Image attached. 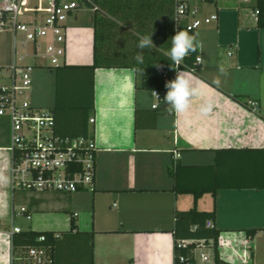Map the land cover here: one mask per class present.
I'll use <instances>...</instances> for the list:
<instances>
[{"label":"crops","instance_id":"obj_1","mask_svg":"<svg viewBox=\"0 0 264 264\" xmlns=\"http://www.w3.org/2000/svg\"><path fill=\"white\" fill-rule=\"evenodd\" d=\"M190 6L200 19L218 20L195 31L202 63L198 75L185 72L204 95L194 97L186 112L167 104L166 93L158 99L138 89L133 69L95 71L89 116L95 124L88 123L98 148L93 192L14 189L11 125L0 117V264H27L21 259L25 250L14 251V228L59 238L73 222L94 240L57 239L56 264H174L175 213L194 207L215 211L222 260L264 264V28L258 27L255 0H192ZM79 12L67 26L64 65L72 67L94 62V12L85 21ZM27 60L55 72L41 60ZM0 61L5 71L14 55ZM175 150L181 154L177 162ZM177 166L187 168L180 171L183 187L221 188L197 202L193 194L176 193ZM250 230L257 231L254 237Z\"/></svg>","mask_w":264,"mask_h":264},{"label":"built area","instance_id":"obj_2","mask_svg":"<svg viewBox=\"0 0 264 264\" xmlns=\"http://www.w3.org/2000/svg\"><path fill=\"white\" fill-rule=\"evenodd\" d=\"M190 1L176 0L175 34L182 29L195 33L202 24L218 20L217 15L198 18L199 12L191 8ZM91 3L92 0H0V33L12 32L15 50L13 64L5 71L0 68L5 79L0 84V117L8 118L11 125L9 151L13 154L14 189L67 195L95 190L98 148L94 138L61 134L51 110L32 106L28 92L36 66L24 63L26 58H31L45 62L50 68L63 66L67 23ZM255 14L258 16L259 11ZM18 45L24 51L20 57ZM201 63L202 59L197 57L193 68L197 69ZM154 93L159 99V92ZM89 123L95 124V119L91 118ZM173 154L177 162L181 154L178 150ZM206 226L215 227L211 220ZM20 232L21 229L14 228L12 234ZM44 241L45 237L39 239ZM174 248V264H214V240L183 239L176 241ZM21 259L27 264L54 262L50 248L44 245L26 249Z\"/></svg>","mask_w":264,"mask_h":264},{"label":"trees","instance_id":"obj_3","mask_svg":"<svg viewBox=\"0 0 264 264\" xmlns=\"http://www.w3.org/2000/svg\"><path fill=\"white\" fill-rule=\"evenodd\" d=\"M216 0H206L214 3ZM94 12L93 65L67 66L55 68L57 78L56 104L52 109L58 130L63 135L88 136L89 116L94 108V75L100 68H130L138 74L137 88L152 92L166 93V83L174 80L179 70L193 72L197 59V49L189 53L183 64L177 69L165 55L171 47V38L175 35L176 0H92L87 7ZM254 9L259 11L258 27L264 28V0H255ZM183 31V29H182ZM156 49L142 51L143 62L136 57L141 53L137 48L139 37L151 34ZM190 34L195 35L194 32ZM157 65L159 67H157ZM234 100L240 101L237 97ZM248 107V105H246ZM187 169L177 166L174 172V190L179 194H193L195 201L206 193L213 195L221 188L214 184L196 189L185 188L180 184V171ZM215 211L203 212L196 207L188 211L175 213V242L183 239L214 240V264H231L221 259L219 240L222 231L207 228L208 221H215ZM256 230L247 231L250 237ZM45 237L44 242H39ZM57 239H91L94 234L82 233L73 222L69 232L57 238L49 232H20L12 236L14 251L44 245L50 248L53 264H56ZM94 252V245H92ZM176 254V250H175ZM253 258V254L250 256Z\"/></svg>","mask_w":264,"mask_h":264},{"label":"clouds","instance_id":"obj_4","mask_svg":"<svg viewBox=\"0 0 264 264\" xmlns=\"http://www.w3.org/2000/svg\"><path fill=\"white\" fill-rule=\"evenodd\" d=\"M151 34L142 35L139 37L137 48L141 53L137 55L136 59L143 62L142 51L145 49H156ZM197 49V41L195 35L187 31H177L171 38V47L165 52V55L172 61V64L180 67L184 58L189 54L195 52ZM157 67H159L157 65ZM167 92L164 101L169 104L177 113H184L188 110L190 102L194 97L203 96L204 89L193 82L190 74L184 70L176 72L174 80L166 83ZM156 96V93L153 92ZM210 102L207 105L210 108ZM204 110V109H202Z\"/></svg>","mask_w":264,"mask_h":264},{"label":"rangeland","instance_id":"obj_5","mask_svg":"<svg viewBox=\"0 0 264 264\" xmlns=\"http://www.w3.org/2000/svg\"><path fill=\"white\" fill-rule=\"evenodd\" d=\"M92 15V11L89 9H83L78 13L79 21H85ZM69 23V21H68ZM67 23V26H68ZM13 34L11 31H5L0 33V58L2 61H9L14 55V41ZM18 47L17 56H21L24 51ZM0 63H2L0 61ZM26 63H33L32 60H27ZM33 85L31 90L28 92L29 102L36 109L40 110H51L55 107L56 93H57V78L56 73L49 68L36 67L32 74ZM11 142V137H10ZM25 220H21L19 225L24 226Z\"/></svg>","mask_w":264,"mask_h":264}]
</instances>
